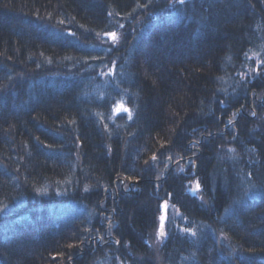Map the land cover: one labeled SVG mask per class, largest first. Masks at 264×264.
Instances as JSON below:
<instances>
[{"label":"trees","instance_id":"trees-1","mask_svg":"<svg viewBox=\"0 0 264 264\" xmlns=\"http://www.w3.org/2000/svg\"><path fill=\"white\" fill-rule=\"evenodd\" d=\"M0 264H264V0H0Z\"/></svg>","mask_w":264,"mask_h":264},{"label":"rangeland","instance_id":"rangeland-1","mask_svg":"<svg viewBox=\"0 0 264 264\" xmlns=\"http://www.w3.org/2000/svg\"><path fill=\"white\" fill-rule=\"evenodd\" d=\"M115 34H116L115 40L112 39L111 35L108 34L107 36L111 41L117 42L120 37L118 33ZM199 191H200V186L198 185L197 181L192 182L190 185V192L192 194H199ZM181 216L182 214L177 209L173 208L168 203L163 204L162 214L159 220V228L156 235L158 241H161L162 243L165 240V238L169 234L171 222L172 221L178 222Z\"/></svg>","mask_w":264,"mask_h":264},{"label":"snow or ice","instance_id":"snow-or-ice-1","mask_svg":"<svg viewBox=\"0 0 264 264\" xmlns=\"http://www.w3.org/2000/svg\"><path fill=\"white\" fill-rule=\"evenodd\" d=\"M180 3L183 4L184 0H180ZM109 35H111L112 39L115 40L116 39V34L115 33H110ZM125 111H127V109H125ZM129 118H131V115H129Z\"/></svg>","mask_w":264,"mask_h":264},{"label":"bare ground","instance_id":"bare-ground-1","mask_svg":"<svg viewBox=\"0 0 264 264\" xmlns=\"http://www.w3.org/2000/svg\"><path fill=\"white\" fill-rule=\"evenodd\" d=\"M193 195H196V196H198L199 194H193Z\"/></svg>","mask_w":264,"mask_h":264}]
</instances>
